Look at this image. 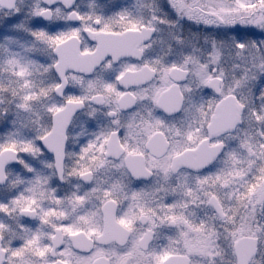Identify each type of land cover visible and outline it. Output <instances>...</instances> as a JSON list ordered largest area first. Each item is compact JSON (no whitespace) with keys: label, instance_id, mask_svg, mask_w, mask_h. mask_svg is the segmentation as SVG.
I'll return each instance as SVG.
<instances>
[{"label":"snow or ice","instance_id":"6c2138e0","mask_svg":"<svg viewBox=\"0 0 264 264\" xmlns=\"http://www.w3.org/2000/svg\"><path fill=\"white\" fill-rule=\"evenodd\" d=\"M0 264H264V0H0Z\"/></svg>","mask_w":264,"mask_h":264},{"label":"flooded vegetation","instance_id":"af4514ba","mask_svg":"<svg viewBox=\"0 0 264 264\" xmlns=\"http://www.w3.org/2000/svg\"><path fill=\"white\" fill-rule=\"evenodd\" d=\"M133 2V0H97V3L102 4V5H110L113 3L116 4H127V3H131Z\"/></svg>","mask_w":264,"mask_h":264}]
</instances>
